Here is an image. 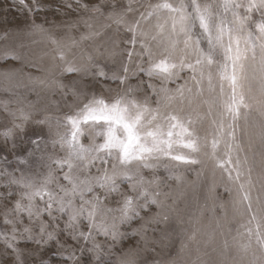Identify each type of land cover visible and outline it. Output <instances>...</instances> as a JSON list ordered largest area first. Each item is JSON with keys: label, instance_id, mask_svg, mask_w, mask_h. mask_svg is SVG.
<instances>
[{"label": "snow or ice", "instance_id": "6c2138e0", "mask_svg": "<svg viewBox=\"0 0 264 264\" xmlns=\"http://www.w3.org/2000/svg\"><path fill=\"white\" fill-rule=\"evenodd\" d=\"M18 2L29 14L44 10L37 0L31 7L26 0ZM74 2L77 9L67 2L65 7L89 15L65 23L67 32L60 38L32 20L31 29L48 35L56 63L49 77L28 76L33 85L29 90L63 89L56 72L106 77L98 59L120 55L121 73L111 79L125 85L130 72L143 74L156 97L155 106L147 95L137 98L130 87L110 97L93 93L83 101L84 94L71 89L63 93L74 98L70 110L55 118L45 113L35 119L48 126L49 134L35 133L25 144L24 137L17 139L16 134L33 122L37 103L16 91L27 87L22 69L6 70L7 85L0 91L13 99L0 100V111L11 118V127L0 131V184L6 189L0 200L18 198L11 207L5 204L3 222L11 225L10 231H0L5 248L16 253L17 264H23L16 247L19 240L34 242L38 248L55 243L65 264H83L85 252L91 254L89 264H110L106 257L111 247L124 237L121 226L143 220L133 234L153 251L148 247L149 225L167 221L175 210V200L167 203L171 194L164 191L156 170L162 163L170 173L181 165L210 164L214 173L219 170L226 190L235 187L237 211L248 215L240 234L248 239L238 244L239 251L246 255L254 242L259 255L254 251L249 264H264V0ZM81 26L84 31H79ZM121 32L122 41L115 38ZM7 36L4 33L0 39ZM101 37L104 42L96 44ZM0 59L21 56L5 49ZM183 72L189 73L184 84L175 90L165 87ZM153 80L161 86L154 87ZM254 111L261 117V172L256 181V153L248 131L254 126ZM205 120L210 130L201 136L197 125ZM85 136L88 143L83 142ZM12 163L16 166L10 170ZM257 184L254 208L251 193ZM194 238L195 233L190 239ZM224 247H229L227 241Z\"/></svg>", "mask_w": 264, "mask_h": 264}, {"label": "rangeland", "instance_id": "374dc122", "mask_svg": "<svg viewBox=\"0 0 264 264\" xmlns=\"http://www.w3.org/2000/svg\"><path fill=\"white\" fill-rule=\"evenodd\" d=\"M31 7L32 0H26ZM44 6V10L29 14L19 4L18 0H0V35L7 33V39H0V53L5 49L14 51L21 56L20 60L0 59V90L6 85L3 73L10 69H22L21 78L27 87L16 89V91L26 96L28 101L36 102L38 111L33 117V122H29L24 133L17 132V139L24 137L25 144L29 137L35 133L47 136L49 128L47 125H40L34 122L41 118L45 113L55 118L68 112L69 105L74 104V98L71 95L64 96V92L71 89L78 90L84 95L80 97L83 101L85 96L93 93L110 97L117 91H123L125 87L135 90V95L143 99L146 95L150 102L155 106L156 97L151 94L147 88V78L143 74L132 75L129 73V79L125 85H121L118 80L111 79L114 73H121V63L124 57L117 55L111 58H99L98 63L105 73L106 77L95 75L76 76L60 75L56 72L57 79L65 86L63 89H46L35 87L29 83L27 77L46 78L52 75L54 63L53 57L56 55L54 46L49 43L48 35L31 29V22L34 19L36 24H42L49 33L60 38L67 32L63 26L65 23H71L78 16H87L88 13L77 9L74 0H37ZM72 3V9L65 7V3ZM85 3H94L96 0H83ZM149 0H141V3H148ZM59 8V11L56 9ZM79 31H84L81 26ZM79 31L73 30V35H79ZM111 34V33H110ZM125 34L121 32L116 39L123 40ZM105 37H101L96 44H102ZM123 48V43L120 44ZM119 51V49H117ZM32 65H35L33 67ZM134 69V65H129ZM189 77L188 72L180 74V78L175 82H169L165 85L168 89L175 90L178 85L184 84ZM141 80L146 81L141 83ZM154 87L161 86L159 80L151 81ZM13 99L9 94L0 91V100ZM12 108L17 105L12 104ZM254 126L249 128V136L252 138L253 151H255V167L253 170V179L257 180L261 172L260 157V120L257 112L252 113L251 117ZM4 127H11V118L3 111H0V131ZM53 131H55L53 119ZM197 130L201 136L210 130L207 120L203 124L197 125ZM248 136L243 137V142L247 149ZM84 143H88V138H83ZM3 141L0 140V145ZM252 156V151H248ZM9 160H13L11 153L8 154ZM16 165H8L11 170ZM43 171V169H41ZM149 173L146 171L145 173ZM156 175L163 182L164 191L171 194V199L167 201L172 205L175 200L173 212L168 213L167 221L161 220L160 223L149 225L147 236L150 238L148 247L154 249L148 251L145 249L144 242L139 235H134L133 230L139 228L144 223L143 220H134L121 226L124 237L118 240L111 247V254L106 258L110 264H199L200 261L205 264H249L252 254L259 252L253 242L252 248L245 255L238 249V244L246 243L247 236L240 235L244 232L242 224H246L248 215H241L234 206L236 198V189L229 185L231 191L226 190L225 182L221 180L219 170L213 172L212 166L194 165L178 166L170 173L167 168L161 166L156 170ZM179 177V179H176ZM13 191H16L13 186ZM6 192V189L0 184V196ZM253 207H256V196L259 194V184L252 189ZM18 197L13 195L7 201L0 200V231H10L11 225L4 224L5 204L11 207ZM112 206H115L114 204ZM156 209H153L155 212ZM144 216V213H141ZM66 219V217H65ZM147 219V217H145ZM25 223L27 220L25 219ZM154 229V231H153ZM195 233V238L190 237ZM235 238V240H234ZM104 241L103 237L97 238ZM228 242L229 247L225 248L224 243ZM71 243V242H69ZM111 244V242H108ZM16 247L20 251L23 264H65L64 259L58 255L59 249L55 243H49L46 247L38 248L34 242L19 240ZM79 255V252H77ZM90 253L85 252L83 264H89ZM0 264H17L16 253L5 248L3 237H0Z\"/></svg>", "mask_w": 264, "mask_h": 264}]
</instances>
